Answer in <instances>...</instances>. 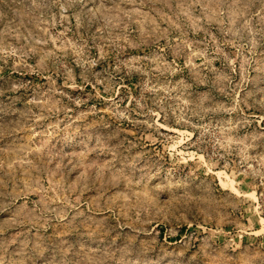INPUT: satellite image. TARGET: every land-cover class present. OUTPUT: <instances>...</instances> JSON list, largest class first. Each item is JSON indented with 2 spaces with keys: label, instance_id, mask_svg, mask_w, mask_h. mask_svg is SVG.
<instances>
[{
  "label": "rangeland",
  "instance_id": "obj_1",
  "mask_svg": "<svg viewBox=\"0 0 264 264\" xmlns=\"http://www.w3.org/2000/svg\"><path fill=\"white\" fill-rule=\"evenodd\" d=\"M0 264H264V0H0Z\"/></svg>",
  "mask_w": 264,
  "mask_h": 264
}]
</instances>
